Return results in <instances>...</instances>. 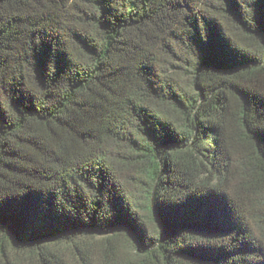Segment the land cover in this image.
Returning a JSON list of instances; mask_svg holds the SVG:
<instances>
[{
    "label": "trees",
    "instance_id": "obj_1",
    "mask_svg": "<svg viewBox=\"0 0 264 264\" xmlns=\"http://www.w3.org/2000/svg\"><path fill=\"white\" fill-rule=\"evenodd\" d=\"M0 264H264V0H0Z\"/></svg>",
    "mask_w": 264,
    "mask_h": 264
}]
</instances>
